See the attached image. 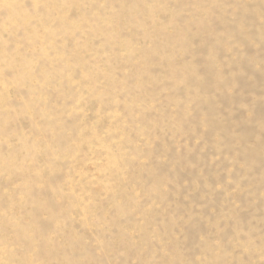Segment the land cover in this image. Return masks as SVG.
I'll return each instance as SVG.
<instances>
[{"label": "rangeland", "instance_id": "rangeland-1", "mask_svg": "<svg viewBox=\"0 0 264 264\" xmlns=\"http://www.w3.org/2000/svg\"><path fill=\"white\" fill-rule=\"evenodd\" d=\"M0 264H264V0H0Z\"/></svg>", "mask_w": 264, "mask_h": 264}]
</instances>
